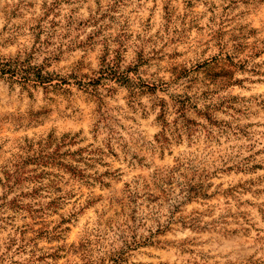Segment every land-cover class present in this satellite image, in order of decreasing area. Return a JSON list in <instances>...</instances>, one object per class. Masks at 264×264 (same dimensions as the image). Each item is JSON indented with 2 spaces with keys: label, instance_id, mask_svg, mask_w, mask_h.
Instances as JSON below:
<instances>
[{
  "label": "rangeland",
  "instance_id": "obj_1",
  "mask_svg": "<svg viewBox=\"0 0 264 264\" xmlns=\"http://www.w3.org/2000/svg\"><path fill=\"white\" fill-rule=\"evenodd\" d=\"M0 264H264V0H0Z\"/></svg>",
  "mask_w": 264,
  "mask_h": 264
},
{
  "label": "trees",
  "instance_id": "obj_2",
  "mask_svg": "<svg viewBox=\"0 0 264 264\" xmlns=\"http://www.w3.org/2000/svg\"><path fill=\"white\" fill-rule=\"evenodd\" d=\"M22 71H24V69L23 68H19L16 65H9V66L3 67L1 69V73H10V77L11 78L19 77L17 75H18L19 72H22Z\"/></svg>",
  "mask_w": 264,
  "mask_h": 264
}]
</instances>
